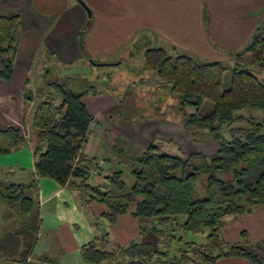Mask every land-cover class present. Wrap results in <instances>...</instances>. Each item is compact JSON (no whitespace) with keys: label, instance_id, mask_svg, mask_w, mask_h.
<instances>
[{"label":"trees","instance_id":"obj_1","mask_svg":"<svg viewBox=\"0 0 264 264\" xmlns=\"http://www.w3.org/2000/svg\"><path fill=\"white\" fill-rule=\"evenodd\" d=\"M19 26L18 15L0 16V52L4 56L0 77L6 80L14 72ZM247 52L251 53L250 61L234 67L222 60L205 61L180 52L169 54L163 48L146 52L148 67L170 84L178 101L174 110L182 114L184 128L195 138L201 129H207L206 137L218 148L213 153L197 150L184 154L165 151L152 142L142 153L132 154L134 183L129 189L122 171L106 176V185L88 182L91 166L84 148L94 116L83 100L85 92L74 89L71 80L48 79V89L38 88L34 95L27 82L25 99H39L32 115L37 131L33 148L36 173L77 190L82 206L87 207L92 201L104 203L107 210L98 218L115 224L121 215L130 214L142 221V231L149 228L167 239L161 242L163 248L142 240L113 247L110 232L100 229V236L82 248V256L89 264H220L221 258L229 257L264 264V238L259 246L248 241L228 242L222 234L226 216L240 217L264 207L261 30L245 49L230 54L241 61ZM227 70L231 72V82L224 89L223 75ZM206 101H211L213 108L203 114L200 109ZM190 107H195V111L189 112ZM244 107L260 110L261 116L237 113ZM2 134L11 135L15 147L25 139L16 128ZM8 148L1 146L0 151ZM34 190L33 184L2 183L0 201L11 206L18 204L20 215L28 216L36 210ZM143 221L149 226L144 227ZM202 233L206 236L203 242L185 238ZM175 240L178 247L172 253ZM28 259L25 255L7 264H34Z\"/></svg>","mask_w":264,"mask_h":264},{"label":"crops","instance_id":"obj_2","mask_svg":"<svg viewBox=\"0 0 264 264\" xmlns=\"http://www.w3.org/2000/svg\"><path fill=\"white\" fill-rule=\"evenodd\" d=\"M76 1L0 0V16L18 15L20 21L13 75L9 80L0 77V147H9L4 152L0 151V155L12 152L18 159L17 164L10 167L0 165V178L27 186L34 185L36 218L24 220L15 227V233L22 236V239L19 238L22 245L19 257L27 255L34 264H89L82 256V248L100 234V229L110 232L113 247L142 240L154 244L159 242V248H163L161 242L167 239L163 236L158 238L149 228L142 231V221L130 214L121 215L115 224L98 218L107 210L104 203L92 201L87 207L82 206L77 190L60 184L52 177L36 173L32 162L37 131L32 125V115L39 99H25L27 82L35 95L38 88L48 89L49 77L60 82L71 80V70L67 68L77 66L78 60H83L78 67L87 66L86 74L96 76L97 82L93 79L91 84H87L89 87L99 83H119L126 73L135 82H147L152 77L160 79L146 63L145 54L151 48L185 53L205 61L222 60L228 58V53L245 49L255 33L264 28V0H81L89 11V20L86 32L80 35L86 19ZM65 3L70 6L66 15L65 10H61ZM74 14L82 16L84 20ZM55 25L56 30L53 29ZM66 32L71 37L60 38ZM89 58L103 63L96 65ZM3 60L0 52V69ZM50 64L54 71L48 72ZM59 75L64 78L60 80ZM83 91L88 95L87 89ZM165 91L171 93V86ZM110 94L115 95L116 92ZM94 95L98 96L96 93ZM95 96L90 97L89 106L94 112L90 113L96 124L84 152L90 158L88 182L102 185L106 184V176L116 171H122L124 176L125 170L119 168L121 161L129 165L128 172L131 174L132 153L130 156L124 155L126 139L132 140L131 151L142 153L158 137L168 141L175 123L167 117H157L159 120H156L154 114L150 115L151 112L147 110L141 113L148 112L150 120L145 117L147 122L139 119L138 125L128 124L126 118L120 119V114L130 117L138 113L139 102L135 100L134 103L130 96L123 95L119 102L94 107L93 103L101 101L100 97ZM116 123L121 131H115ZM126 125H131V128L136 126L137 136H126L122 129ZM10 128L18 129L21 137L26 139L17 147L13 145L11 135L2 134ZM111 131L113 134L109 135ZM139 134L143 136L139 137ZM148 137L151 141L146 142ZM202 151L205 149L202 148ZM104 153L107 157H102ZM110 161L113 165L107 167ZM14 209V205L0 201V224L13 222L12 217L20 214L18 208ZM148 224L143 221L144 227H148ZM12 230L8 236L18 239ZM222 234L228 242L243 244L249 241L259 245L264 238V207L240 217L226 216ZM10 255V258L4 259L15 260ZM219 263L253 264L241 257L221 258Z\"/></svg>","mask_w":264,"mask_h":264},{"label":"rangeland","instance_id":"obj_3","mask_svg":"<svg viewBox=\"0 0 264 264\" xmlns=\"http://www.w3.org/2000/svg\"><path fill=\"white\" fill-rule=\"evenodd\" d=\"M77 4L79 5L81 12H84V16L86 19V25L85 27L83 26L81 28L80 35H83V32L85 33L86 28L88 27V20H89V11L86 9V6L81 2V0L76 1ZM70 3H73V0H70ZM68 4V3H67ZM66 3L61 7V10H65L64 14L66 15V10L70 7L69 5H67ZM82 12V14H83ZM62 16H65V15ZM24 14V18H25ZM77 18L79 19L78 16L80 15H76ZM82 17V16H80ZM51 18V16H50ZM83 18V17H82ZM84 20V18H83ZM22 26L25 28V23L22 20ZM54 30H56V25L55 28H53ZM264 34V28L261 30ZM71 34L69 32H66L64 34L60 35V38L62 37H66L67 39ZM80 37V36H79ZM242 51V50H241ZM169 53V50L167 51ZM169 54H173L175 55L176 52H170ZM243 55V54H242ZM241 55V56H242ZM240 58V57H239ZM83 59V57L81 58ZM92 59V60H91ZM89 58L90 61H92L94 64H100L103 62H100L96 59L93 58ZM251 59V53L247 52L242 56L241 61L235 57L234 55L232 56L230 53H228V58L227 59H222V61L226 62L228 65H230L231 67L235 66L236 64L238 65L240 62L241 66H243L244 64L248 63ZM208 61V60H206ZM83 62V60H78L76 65H72L70 68H67L68 70H71L70 73V77L71 79V85H73V88L78 90V91H82L83 89H87L88 92L86 94H84L83 96V100L84 102L87 103L88 105V110L91 113H94L91 109V98H94V93H96L98 96L100 97L101 101H96L94 104V107H99L100 105H105L106 103L111 104L112 101H117L119 102V100L123 99V95L124 96H130V98L134 101H137V103L139 102L141 105V107H139L138 105V113H134L132 116L129 117V115H121L120 114V119H125L128 122V124H133V125H138L140 123V120H143L144 122H147L145 119H151L152 114H154V119L160 118V117H167L172 119L171 121L174 122L175 124H173L172 126V134L170 136V138H168V141L162 140L164 137H158V139L155 141V143H158L161 147H163V149L165 151H170V152H178L179 150H181V152H183L184 154H189L192 151H197L200 150L198 148H201L200 151H202V148L205 149L204 152L209 153V152H214L216 151V143H214L212 140H210V138L208 139V137H206L205 133L208 131L207 129H201L199 131V135L197 136V138L194 137V135H192L188 130H186V128H184L183 124H182V114L180 112H176L174 109V107L176 105H178V101L175 98V95L172 93H169V91H165L166 89L169 90L170 84L163 82L161 79H156L155 77H152L150 79L147 80V82H142V81H133L131 79V77L126 73L125 75H123V77L120 79V82H113L112 84H107V85H100V83L94 87H89L87 84H91V82L96 83L97 81L95 80L96 76L95 74L93 75H89L86 74V72L88 73V67L87 66H80ZM48 66V65H47ZM53 66V65H49ZM54 71V69H52V67H50V70L48 72ZM47 72V74H49ZM60 72V71H59ZM154 73H156L154 71ZM50 75L52 76V73H50ZM69 76V75H68ZM159 77V76H158ZM60 80H62L64 78V76L59 75ZM49 80L51 79V77L48 78ZM159 80V81H157ZM106 82V81H104ZM109 82V81H108ZM159 82V83H158ZM230 82H231V72L229 70H227L224 75H223V88L227 89L230 86ZM94 84V83H92ZM43 86V85H42ZM167 87V88H166ZM143 90V92L145 91V94L141 91ZM112 91L116 92L115 95H111L110 93H112ZM100 95V96H99ZM213 108V103L211 101H206L200 109V112L205 114L208 113L210 110H212ZM150 111L151 113L147 114L148 112H144L141 113V111ZM189 112H194L195 111V107H190L188 108ZM141 113V114H140ZM237 113H243V114H252L255 117H260L261 116V111L253 108V107H244L242 109H238ZM124 116V117H123ZM141 117H143V119H141ZM140 119V120H139ZM166 120V119H164ZM104 122V121H103ZM96 124V120L93 121V125L91 127V130H93V128L95 127ZM117 126L114 127L115 131H121V129H119V125L116 123ZM127 126V127H126ZM125 128L123 127L122 129L124 130L126 136L133 138L134 135L137 136V132H136V126L135 128H131V125H126ZM225 131V128H224ZM109 135H112V131L108 132ZM119 134V132H118ZM28 135V134H27ZM143 134H139V137H142ZM209 136V134H208ZM150 137L146 138V142H149ZM128 141V142H127ZM151 141V140H150ZM126 146V151L125 154L126 156H130V152L133 154L135 153L134 151H131V147H132V140L131 139H126V143H124ZM178 145V147H177ZM182 147V148H181ZM102 157L106 156V153L102 154ZM107 157V156H106ZM17 155H13L12 152H8V153H2V155H0V165H7L8 167L17 164ZM22 164L24 163L23 161H21ZM34 163L32 162V165ZM113 163L108 162L107 167L112 166ZM119 168L120 169H124L125 173H124V180L126 182V189H129L130 186L132 185V183H134V178L131 176V174L128 172L129 171V165L127 166V164L125 165L124 162H120L119 163ZM9 181L4 180L3 178H0V187L2 185V183H8ZM107 184V182H106ZM104 184V185H106ZM31 193V191H30ZM15 210H17V208L19 207L18 204H14ZM19 211V210H18ZM37 211L34 210L31 214H29L28 216H23V215H18L16 214L13 218V222L10 221V223H6V224H0V264H7L8 261L6 259H4L5 257L10 258V254H12L14 259L20 258L19 254L20 251L22 249V245L20 244L21 240L19 238L22 239V236L17 235V233H15V227H17L20 223H22L24 220H34L36 218V213ZM17 216H19L17 218ZM17 220V221H16ZM21 220V221H20ZM13 229V230H12ZM13 231L14 235H16L18 237V239L15 236H8L10 231ZM150 232H152L150 230ZM153 233V232H152ZM158 238H161V236H157ZM164 237V236H163ZM205 234H188L185 235L186 239H194L196 242H203L205 241ZM249 242V241H248ZM157 243V242H155ZM251 243V242H250ZM19 244V245H18ZM260 245V243H258ZM156 247H159V244H155ZM178 247V242L177 240H175V242H173V246H172V253L173 251H176Z\"/></svg>","mask_w":264,"mask_h":264}]
</instances>
